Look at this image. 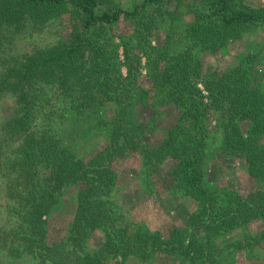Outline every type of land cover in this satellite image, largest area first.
I'll return each instance as SVG.
<instances>
[{"label": "trees", "instance_id": "1", "mask_svg": "<svg viewBox=\"0 0 264 264\" xmlns=\"http://www.w3.org/2000/svg\"><path fill=\"white\" fill-rule=\"evenodd\" d=\"M184 1L144 0L128 9L116 0H0V30L45 24L68 5L82 13V31L75 29L69 41L17 56L0 74V92L15 94L20 108L9 130L24 135L16 165L28 182L15 198L20 204L15 209L21 208L29 231L27 251L37 264H110L128 258L147 264L157 254L173 256L178 264H214L225 219L264 225V84L254 81L261 52L240 57L223 73L205 74L201 59L264 24V7L245 6L241 0H192L195 4L181 17ZM122 19L132 24L130 34L116 33ZM180 21L183 29L176 30ZM164 26L166 42L156 47L151 37ZM142 69L149 88L140 83ZM57 79L78 99L77 111L89 114L91 132L108 143L88 159L33 131L36 100L29 88ZM109 104L115 109L112 120L104 116ZM145 108L154 115L151 111L145 118ZM162 114L170 126L163 141L150 147L144 143L150 135L146 131L156 127ZM135 151L145 190L155 176L167 192L197 202L186 225L173 227L168 238L132 223L111 206L119 182L111 164ZM220 154L248 162L249 174L259 184L254 198L226 195L225 187L208 182L207 173ZM71 186L80 187L76 216L65 237L50 245L44 237L47 219ZM95 232L103 243L92 251L89 238ZM242 243L261 248L264 228Z\"/></svg>", "mask_w": 264, "mask_h": 264}, {"label": "rangeland", "instance_id": "2", "mask_svg": "<svg viewBox=\"0 0 264 264\" xmlns=\"http://www.w3.org/2000/svg\"><path fill=\"white\" fill-rule=\"evenodd\" d=\"M120 1L123 8H131L144 0H116ZM243 5L252 6V0H241ZM192 0H186L179 5L181 17L187 14ZM253 7V6H252ZM174 9V6L173 8ZM82 13L73 6L68 5L62 14L45 24L28 22L23 31L11 28L0 30V74H5L11 65V59L67 42L71 39L75 29L82 25ZM188 20L192 18L187 17ZM166 28L156 30L151 37L152 45L159 47L166 42ZM183 29L182 22L174 26ZM114 29L119 35L130 34L133 30L130 22L122 19ZM260 51L257 61L258 68L254 71V81L264 84V24L253 32H248L239 41L229 44L216 55H203L201 57L205 74L213 71L220 73L234 67L240 57ZM125 71V70H124ZM149 77L146 69H142L140 83L149 88ZM55 84L35 83L29 88L36 100L35 121L33 131L38 137H48L61 142L63 147H69L74 154L82 159H88L92 154L105 148L108 143L101 139L96 132H91V119L87 112H78V100L61 88L58 79ZM145 108L148 114L145 118L154 115L153 109ZM152 111V114L150 115ZM159 112V109H157ZM20 108L17 105L16 95L12 92H0V264H37L32 259L27 249L26 238L29 235L20 204L15 202L19 193L25 190L28 179L22 177V173L16 163L21 160L19 150L24 141L23 134L11 133L9 123L19 117ZM115 115L113 104L106 107L104 116L112 120ZM152 123V122H151ZM170 126L168 117L163 114L157 118L156 127L147 129L148 135L144 141L150 147H155L164 139V130ZM149 141V142H148ZM139 151L129 152L124 158H115L112 167L118 172V188L113 193V209H121L135 224H144L153 232H160L164 238L170 236L171 229L175 226L184 227L197 209V202L183 196L179 192H173L162 188L158 179L152 177L146 190L141 185V157ZM209 183L225 187L228 193L238 194L243 199H252L257 194L259 186L249 174V164L245 159L235 156L220 154L207 173ZM35 181L32 182V185ZM79 186H71L65 191L63 201L56 212L47 219L48 230L44 234L48 244H53L65 237L70 224L77 213V196ZM230 201L229 196L225 197ZM232 201V200H231ZM218 232L220 255L215 256L214 264H264V244L262 247H248L241 245V241L247 240L252 231L264 228L260 221L253 224L231 220H224L220 224ZM218 227V226H217ZM248 230V232L246 231ZM246 231V233H244ZM224 242V243H223ZM103 243L101 234L93 233L89 238L91 250L94 251ZM234 243L240 247L233 246ZM110 264H143L133 258L123 262L121 259L111 261ZM147 264H178L173 256L157 254Z\"/></svg>", "mask_w": 264, "mask_h": 264}, {"label": "crops", "instance_id": "3", "mask_svg": "<svg viewBox=\"0 0 264 264\" xmlns=\"http://www.w3.org/2000/svg\"><path fill=\"white\" fill-rule=\"evenodd\" d=\"M253 7H264V0H252L249 2Z\"/></svg>", "mask_w": 264, "mask_h": 264}]
</instances>
